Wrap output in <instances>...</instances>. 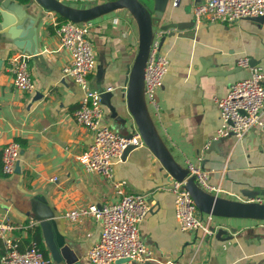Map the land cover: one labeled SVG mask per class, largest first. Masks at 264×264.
<instances>
[{
	"label": "crops",
	"instance_id": "obj_1",
	"mask_svg": "<svg viewBox=\"0 0 264 264\" xmlns=\"http://www.w3.org/2000/svg\"><path fill=\"white\" fill-rule=\"evenodd\" d=\"M12 1L23 5L25 17L36 21L38 53L30 59L36 87L32 93L22 92L15 88L8 70V59L21 49L0 34V220L21 226L34 221L33 230L26 228L18 235L29 242L38 230L51 264H92L88 256L101 236L102 223L93 217L72 220L67 213L91 204L117 202L120 188L144 195L150 203L140 233L154 251L152 260L122 264H264V220L214 217L213 226L233 236L224 241L215 234L203 236L201 231L180 228L174 195L168 189L170 176L147 144L115 160L114 179L85 169L77 157L92 144L93 133L74 119L83 91L63 71L72 57L61 47L56 33L58 14L35 0ZM61 1L86 8L109 0ZM175 1L169 2V14L188 24L175 30L176 34L168 30L164 35L161 50L170 66L159 92L161 114L157 117L147 103L148 111L179 163L201 164L209 172L210 183L220 187V196L249 200L264 193V127H253L242 138H217L221 116L215 97L225 96L232 83L249 76L248 69L238 68L239 58L250 56L255 64L264 66V21L198 22L193 12L195 0H180L176 6ZM126 10L96 18L90 31L97 62L89 86L100 92L112 87L111 101L127 122L112 118L105 105L104 120L121 135L138 132L126 98L139 36L136 21ZM170 21L167 16L165 23ZM261 119L264 123V111ZM12 141L20 143L21 155L16 172L5 175L2 149ZM66 245L76 257L72 263L62 256ZM4 253L0 241V258Z\"/></svg>",
	"mask_w": 264,
	"mask_h": 264
},
{
	"label": "built area",
	"instance_id": "obj_2",
	"mask_svg": "<svg viewBox=\"0 0 264 264\" xmlns=\"http://www.w3.org/2000/svg\"><path fill=\"white\" fill-rule=\"evenodd\" d=\"M180 0H176V6ZM195 20L206 19L215 22H234L247 17L264 15V0H195ZM93 21H60L56 24L61 47L69 51L72 57L70 65L63 68L64 74L72 78L83 91L80 106L74 111L77 123L88 127L93 133V142L77 159L89 172H95L106 179H114L115 160L120 159L129 145H146L139 132L131 137L116 133L104 120L105 108L102 93L89 86V75L97 62V54L90 31ZM169 32V31H167ZM155 29L145 68V96L154 114H161L159 92L170 66L169 57L161 50L162 38L167 33ZM32 54L21 50L8 59V70L13 75L14 86L25 93H32L36 84L32 78L30 59ZM238 66L248 69L249 76L231 84L225 96L215 97L220 111L221 126L218 137L235 136L242 138L253 127H264V66L252 64L250 56L238 59ZM112 90V87L107 89ZM21 155V145L17 141L7 143L2 149V172L11 175L16 172ZM200 159V158H199ZM184 166L188 176L184 181L173 179L168 186L174 195L175 214L179 226L184 231H201L203 236H213L212 214L201 213L191 193L185 188L188 178L194 177L199 187L208 193L220 195L221 189L209 181V172L201 164L186 160ZM53 178L52 180H55ZM121 198L117 202L103 205L91 204L88 207L73 209L67 213L72 220L93 217L101 221L102 233L91 247L89 261L92 264H119L128 262H147L154 258V251L142 240L140 223L151 211L150 203L141 194H128L119 188ZM264 204V194H258L249 200ZM35 228L30 221L25 226L8 220H0V241L5 253L0 264H51L36 239L24 241L19 232ZM168 263H172L168 261Z\"/></svg>",
	"mask_w": 264,
	"mask_h": 264
},
{
	"label": "water",
	"instance_id": "obj_3",
	"mask_svg": "<svg viewBox=\"0 0 264 264\" xmlns=\"http://www.w3.org/2000/svg\"><path fill=\"white\" fill-rule=\"evenodd\" d=\"M35 1L42 8L51 12H56L67 20L74 22L93 21L100 16L122 8L127 9L131 13L138 26L139 45L138 53L129 77L126 103L136 123L138 132L141 134L145 143L160 159L171 181L173 179L184 181L189 171L177 161L158 134L153 118L148 111L147 100L144 93L145 68L149 58L155 29H162L166 32L172 30L171 33L176 34L175 30H182L188 24L185 21H175L174 18L176 15L169 14L168 8L170 0H109L86 8L74 7L61 0ZM0 14L2 16V20L0 21V34L7 35L19 49L33 55L37 54L38 27L36 26V21L32 20L30 17H25L26 10L23 5L12 0H4L0 5ZM167 16H171V21L165 23ZM247 18L257 23H262L264 21V15ZM27 19H30V23L26 25ZM252 64H255L253 59ZM238 68L241 69L242 67ZM112 96L113 92L111 91L103 92L102 103L110 110L112 118L126 123L127 117L120 115V107L112 103ZM132 135L131 133L127 136L131 137ZM217 143V140L213 142L214 145H217ZM134 148V145H129L122 157L124 158L127 156ZM185 188L191 193L201 213L212 214L215 217L223 218L264 220V204L233 200L208 193L197 185L194 177L187 179ZM215 236L222 241L233 238L228 230L224 228L216 229ZM62 256L67 263H72L76 259L67 245L62 248ZM125 262H128V260L123 259L118 261L119 264Z\"/></svg>",
	"mask_w": 264,
	"mask_h": 264
},
{
	"label": "trees",
	"instance_id": "obj_4",
	"mask_svg": "<svg viewBox=\"0 0 264 264\" xmlns=\"http://www.w3.org/2000/svg\"><path fill=\"white\" fill-rule=\"evenodd\" d=\"M21 1L24 2V3H27V2H29L30 0H21ZM58 17H59V20H60V21L67 20L66 18L60 16L59 14H58ZM17 141L21 142L22 145H25V141H24L23 139H19V138H18ZM34 236H35V239L38 240V242H39L40 245L42 246V243H41V241H40V233H39L38 230H36V232L34 233ZM42 248H43V247H42ZM43 250H44V249H43ZM44 252H45V251H44ZM45 255H46V254H45Z\"/></svg>",
	"mask_w": 264,
	"mask_h": 264
},
{
	"label": "rangeland",
	"instance_id": "obj_5",
	"mask_svg": "<svg viewBox=\"0 0 264 264\" xmlns=\"http://www.w3.org/2000/svg\"><path fill=\"white\" fill-rule=\"evenodd\" d=\"M126 11H128V10H126ZM129 13V12H128ZM130 14V13H129ZM131 15V14H130Z\"/></svg>",
	"mask_w": 264,
	"mask_h": 264
}]
</instances>
